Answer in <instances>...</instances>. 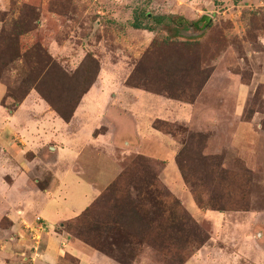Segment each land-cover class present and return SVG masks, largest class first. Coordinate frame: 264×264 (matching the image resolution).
<instances>
[{
	"label": "rangeland",
	"instance_id": "374dc122",
	"mask_svg": "<svg viewBox=\"0 0 264 264\" xmlns=\"http://www.w3.org/2000/svg\"><path fill=\"white\" fill-rule=\"evenodd\" d=\"M0 84L8 110L31 95L67 115L93 85L158 96L167 113L151 122L163 158L98 117L95 153L119 174L57 230L118 264H264V0H0ZM123 105L140 125L139 96ZM80 115L58 117L73 138L94 119ZM62 194L74 207L69 180ZM47 229L34 220L28 238Z\"/></svg>",
	"mask_w": 264,
	"mask_h": 264
},
{
	"label": "crops",
	"instance_id": "0c3cea01",
	"mask_svg": "<svg viewBox=\"0 0 264 264\" xmlns=\"http://www.w3.org/2000/svg\"><path fill=\"white\" fill-rule=\"evenodd\" d=\"M127 90L117 100L115 95L108 98L94 91L93 85L89 87L69 120L86 113L94 118L91 125H81L83 135L77 139L64 129L68 124L61 125L58 116L46 107L38 108L40 103L30 100L31 95L13 109H6L4 87L0 84V264H64L67 258L73 259L75 264H118L82 246L57 227L76 218L119 174L118 165L109 155L95 153L101 142L91 138V132L98 128L99 116L108 115L118 135L120 128L127 129V136L121 138L130 152L148 158L169 155L168 140L151 128L153 119L167 114L160 98ZM136 96L143 101L140 108L145 110L138 111L142 118L138 126L132 109L123 105ZM106 131L110 133L111 129ZM144 142L152 143L158 152L151 155L142 151ZM164 162L167 168L173 165L170 159ZM44 173L48 182L41 188L37 183ZM65 180H69L78 193L74 207L67 204L62 194ZM36 218L43 220L48 229L40 234L35 254L31 250L33 243L28 238V228H32Z\"/></svg>",
	"mask_w": 264,
	"mask_h": 264
},
{
	"label": "trees",
	"instance_id": "16d2710c",
	"mask_svg": "<svg viewBox=\"0 0 264 264\" xmlns=\"http://www.w3.org/2000/svg\"><path fill=\"white\" fill-rule=\"evenodd\" d=\"M132 27H133V29L146 30V29H144V28L139 27L137 24L133 25ZM79 99H80V98H79ZM79 99L77 100V102L79 101ZM44 101H45L46 103H48L50 107H52V105H50V103L48 102L47 99H45ZM77 102H76V103H77ZM74 108H75V107H74ZM54 112L56 113V115H57V116H58L63 122H68V121L70 120V118H71V115H72L73 110H71V112H70L69 114H67V115L61 113L59 110H57V109H55V108H54ZM79 234H80L79 232H77V234H76V236H77L78 238H80V237H79V236H80ZM80 240H82V239H80Z\"/></svg>",
	"mask_w": 264,
	"mask_h": 264
},
{
	"label": "built area",
	"instance_id": "2783aa9c",
	"mask_svg": "<svg viewBox=\"0 0 264 264\" xmlns=\"http://www.w3.org/2000/svg\"><path fill=\"white\" fill-rule=\"evenodd\" d=\"M39 220H41V219H39V218L35 219L36 222H39ZM36 225H37L38 230H40L41 226H42L41 223H39V224L36 223ZM38 238L39 237L36 234L33 235V237L31 238V239H33L32 242L34 241L33 242V247H31V250H33L35 254L37 253V247L39 246V244H38V240L39 239Z\"/></svg>",
	"mask_w": 264,
	"mask_h": 264
}]
</instances>
